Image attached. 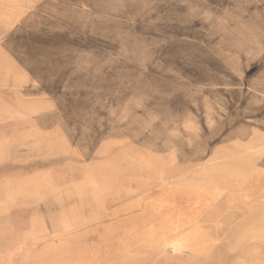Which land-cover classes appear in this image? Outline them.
Wrapping results in <instances>:
<instances>
[{
	"label": "rangeland",
	"instance_id": "374dc122",
	"mask_svg": "<svg viewBox=\"0 0 264 264\" xmlns=\"http://www.w3.org/2000/svg\"><path fill=\"white\" fill-rule=\"evenodd\" d=\"M252 130L264 0H0V264H264L225 224L148 260L110 215L156 184L139 144L194 145L196 175Z\"/></svg>",
	"mask_w": 264,
	"mask_h": 264
},
{
	"label": "crops",
	"instance_id": "0c3cea01",
	"mask_svg": "<svg viewBox=\"0 0 264 264\" xmlns=\"http://www.w3.org/2000/svg\"><path fill=\"white\" fill-rule=\"evenodd\" d=\"M169 141L165 148L150 147L149 153L147 141L139 144L144 150L138 151L140 164L154 167L155 178L151 179L156 184L147 188L139 180L138 193L145 192L131 200L113 202L116 204L110 209L115 221L122 223L120 227L136 236L134 250L148 260L206 251L208 232L225 224L228 236L237 239L229 248L238 257L252 259L253 253H264V165H256L257 159L264 157V130H252L246 139L231 140L236 142L233 146L215 148L212 164L201 167L196 175L194 145L180 158L177 139L171 136ZM232 222L234 226L229 227Z\"/></svg>",
	"mask_w": 264,
	"mask_h": 264
}]
</instances>
